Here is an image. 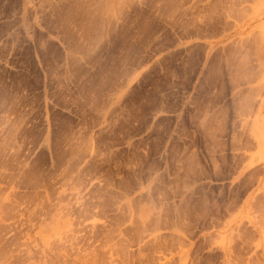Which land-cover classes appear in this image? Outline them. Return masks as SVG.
<instances>
[{"label": "rangeland", "instance_id": "1", "mask_svg": "<svg viewBox=\"0 0 264 264\" xmlns=\"http://www.w3.org/2000/svg\"><path fill=\"white\" fill-rule=\"evenodd\" d=\"M0 264H264V0H0Z\"/></svg>", "mask_w": 264, "mask_h": 264}, {"label": "crops", "instance_id": "2", "mask_svg": "<svg viewBox=\"0 0 264 264\" xmlns=\"http://www.w3.org/2000/svg\"><path fill=\"white\" fill-rule=\"evenodd\" d=\"M8 26H7V31L5 32V35L11 36V30H10V28ZM5 39L7 40V38H5ZM8 41H9V39H8Z\"/></svg>", "mask_w": 264, "mask_h": 264}]
</instances>
